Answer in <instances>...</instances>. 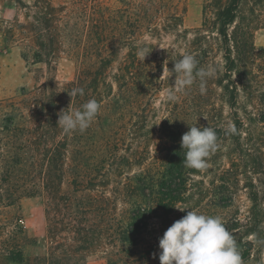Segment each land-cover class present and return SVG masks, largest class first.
<instances>
[{
	"label": "rangeland",
	"instance_id": "rangeland-1",
	"mask_svg": "<svg viewBox=\"0 0 264 264\" xmlns=\"http://www.w3.org/2000/svg\"><path fill=\"white\" fill-rule=\"evenodd\" d=\"M22 1L32 5L36 0ZM52 1L79 8L81 31L92 21L85 12L92 15L100 8L112 11L125 8L124 0ZM167 1L179 6L180 30L201 27L204 0ZM137 2L149 4L154 0ZM24 12L13 0H0V103H3L0 111L4 112L10 111L6 108L8 103L22 99L23 89L33 91L49 77L60 83L71 81L80 68L77 61L63 54L50 68L37 63ZM166 18L167 14H162L157 20L158 36L142 33L141 40L152 44L146 46L152 52L145 60L139 56L138 67L130 68L123 97L118 96V84L109 78L114 94L109 96V111L102 114L109 123V156L95 161L99 169L94 173L91 189L77 192L72 185L73 173L67 168L62 194L69 199L68 209L62 203L57 205L50 194L43 193L24 198L19 208L0 211V219L8 218L10 224L15 215H20L30 237L35 239V245L27 243L23 247L29 264H160V238L190 210L219 216L235 238L243 264H262L264 124L248 127L239 134L230 132L229 125L234 126L233 111L212 84L203 93L199 86H191L178 101L167 100L166 92L175 77L171 73L163 76L164 67L171 71L173 62L194 51L175 45L177 31L162 30ZM11 27L16 31L15 37L4 40V31ZM254 42L257 48H264V26L255 31ZM211 56L210 66L218 70L221 55L216 52ZM118 103L122 108L116 106ZM240 115L244 114L240 112ZM215 117H219L227 130L225 140L218 142L217 150L207 158V169L188 168L192 173L188 175L183 200L175 207L161 209L157 182L162 181L171 156L177 151L173 135L180 132L183 136L191 126L199 128L204 123L209 127ZM97 122L94 120L92 124V133L98 132ZM181 140H178L180 145ZM139 204L149 212V221L135 247L128 243L126 231ZM82 206L89 207L85 214L80 210ZM11 230L10 226L5 228L0 238V264H19L1 254L3 249L8 251L11 247L8 236Z\"/></svg>",
	"mask_w": 264,
	"mask_h": 264
},
{
	"label": "trees",
	"instance_id": "trees-1",
	"mask_svg": "<svg viewBox=\"0 0 264 264\" xmlns=\"http://www.w3.org/2000/svg\"><path fill=\"white\" fill-rule=\"evenodd\" d=\"M13 1L25 11L37 63L50 68L63 54L77 61L80 68L71 81L60 83L49 77L33 91L23 89L20 101L7 104L10 111H0V211L19 208L24 198L43 193L50 194L57 205L62 203L68 209L69 199L62 194L67 168L73 173L72 185L77 192L91 189L94 173L99 169L95 161L109 156V123L102 118L103 111H109V96L114 94L109 78L118 84V96L123 97L130 68L136 69L140 62L138 49L152 46L141 40L142 33L158 36L157 20L162 14H167L162 30L177 31L175 45L193 50L198 67L208 68L212 53H220V68L207 78L205 88L212 84L221 91L220 95L233 111L235 132L239 134L248 127L264 124V48H257L254 42L255 31L264 26V0H204L203 23L194 30H180L182 16L174 2L154 0L156 3L146 4L124 0L122 9L100 8L92 15L85 12L92 20L87 22L85 31H81L79 8L75 5H56L52 0H36L32 5ZM15 33L13 27L4 31V40L14 38ZM126 50H130L128 54ZM114 65H117L115 72H111ZM199 84L197 79L192 87ZM74 87L83 88L84 96L72 99L68 93ZM90 99L101 105L95 119L98 132L92 133L93 122L84 132L64 133L57 124L58 113L69 107L72 111L81 109ZM210 126L216 131L218 142L225 140L227 130L219 117ZM202 127L207 126L204 123ZM180 138V132L173 135L177 151L171 156L162 181L157 182L161 209L175 207L183 200L188 175L192 173L183 162L185 149L178 144ZM88 208L82 206V214ZM148 214L141 204L133 212L126 231L131 246L139 245L140 232L148 225ZM9 226L11 247L8 251L3 249L1 254L8 261L29 264L23 247L27 243L35 245V239L30 237L20 215H15L11 224L8 218L0 219V238ZM260 234L261 230L259 237Z\"/></svg>",
	"mask_w": 264,
	"mask_h": 264
},
{
	"label": "clouds",
	"instance_id": "clouds-1",
	"mask_svg": "<svg viewBox=\"0 0 264 264\" xmlns=\"http://www.w3.org/2000/svg\"><path fill=\"white\" fill-rule=\"evenodd\" d=\"M151 52L144 47L138 49L137 55L145 60ZM198 63L193 54H185L175 61L171 71L164 67L163 76L175 74L174 84L166 92L168 101H178L197 79L200 81L201 93L205 91L207 78L213 77L217 69L212 66L198 67ZM68 94L73 99L77 95L83 97L85 93L83 88L74 87ZM100 109V103L90 99L81 109L72 111L69 107L61 110L58 113V127L66 134L77 130L84 132L94 122ZM228 130L233 133L236 131L232 125H229ZM181 147L186 149L183 161L186 167L205 170L208 167L207 158L218 147L217 133L210 126H191L182 136ZM159 247L162 250L159 254L160 264H243L236 240L222 219L196 210L187 211L185 216L175 221L160 238Z\"/></svg>",
	"mask_w": 264,
	"mask_h": 264
}]
</instances>
